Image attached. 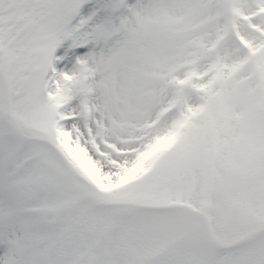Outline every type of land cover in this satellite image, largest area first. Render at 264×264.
I'll return each instance as SVG.
<instances>
[{"label": "snow or ice", "instance_id": "6c2138e0", "mask_svg": "<svg viewBox=\"0 0 264 264\" xmlns=\"http://www.w3.org/2000/svg\"><path fill=\"white\" fill-rule=\"evenodd\" d=\"M0 264H264V0H0Z\"/></svg>", "mask_w": 264, "mask_h": 264}]
</instances>
